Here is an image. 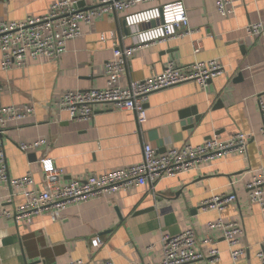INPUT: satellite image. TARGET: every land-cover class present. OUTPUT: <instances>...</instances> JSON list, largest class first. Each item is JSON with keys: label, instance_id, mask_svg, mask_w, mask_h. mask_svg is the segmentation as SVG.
<instances>
[{"label": "crops", "instance_id": "obj_1", "mask_svg": "<svg viewBox=\"0 0 264 264\" xmlns=\"http://www.w3.org/2000/svg\"><path fill=\"white\" fill-rule=\"evenodd\" d=\"M56 0H0V20L18 21L45 15ZM80 10L98 0H70ZM170 0L139 4L140 10ZM192 37L135 46L123 24L122 13L81 24L80 37L70 39L58 58L30 59L26 65L4 70L0 53V106H33L32 113L8 121L0 136L10 177L31 173L33 188H45L39 161L51 159L63 171L62 182L137 164L143 147L159 154L183 143L201 144L244 132L251 135L245 153L230 150L197 168L129 190L106 193L62 211H44L29 223L0 219V264H149L162 257L161 238L192 228L197 249L207 253L202 240L209 236L220 251L218 261L193 264H260L256 254L264 240V210L248 200L245 183L255 169L264 167V138L260 135L259 102L264 103V35L248 37L245 26L264 21V0H240L232 13L221 16L215 0H182ZM111 33L113 36H111ZM104 35L103 40L100 39ZM192 38L201 41L194 53ZM114 45L135 46L120 85L160 73L168 62L178 66L195 60L218 59L224 73L202 88L190 81L151 93L145 104L147 118L139 123L131 111L98 106L91 120H70L55 101L66 91L103 88L104 64ZM241 74V80L236 76ZM219 102L221 104H219ZM201 115L197 121L196 114ZM43 141L26 152L21 142ZM235 191L236 200L223 210H202L213 195ZM9 187L0 185V202ZM15 195L14 204L23 202ZM140 212V213H139ZM138 213V214H136ZM221 217L237 220L244 232L236 260L228 243L206 225ZM99 240L98 246L93 244Z\"/></svg>", "mask_w": 264, "mask_h": 264}, {"label": "built area", "instance_id": "obj_2", "mask_svg": "<svg viewBox=\"0 0 264 264\" xmlns=\"http://www.w3.org/2000/svg\"><path fill=\"white\" fill-rule=\"evenodd\" d=\"M154 1L156 0H98L96 5L80 10L70 0H56L43 16L27 17L18 21L0 20L2 69L23 66L30 59L40 57L58 58L66 51L68 40L80 37L82 23L90 25L95 17L109 13L123 14L125 26L133 34L135 46L192 37L196 31L189 27L182 0H170L149 8L132 10L139 4ZM236 1L240 0H215L218 14L225 16L232 13ZM245 33L248 37L263 36L264 21L248 23ZM104 38L105 36L101 35L100 39ZM191 41L194 53H198L201 41L193 38ZM135 46L114 45L112 57L104 64L105 87L66 91L55 101V105L59 110L66 112L70 120H91L97 107L103 106L131 111L136 115L138 122L143 123L147 118L145 104L151 93L190 81L204 88L211 79L225 71L224 65L218 59L195 60L185 66H178L170 61L160 73L121 86L120 78ZM32 111L31 105L0 106V136L8 121L21 119ZM259 112L260 135L264 138V103L261 101ZM250 138L251 135L244 132H237L226 139L214 135L201 144L183 143L167 149L162 154L157 153L150 144H145L141 162L102 174L93 173L84 179H71L67 183L62 182V169L56 167L51 159H41L39 163L45 182V188L42 190L33 188L34 178L31 173L20 177L8 175L5 150L0 138V185L6 184L9 187L7 199L0 202V219L29 223L44 211H62L70 204H79L106 193L126 191L135 186H154L162 178L191 171L202 164L203 160H214L230 150L245 153ZM42 142H21L19 149L26 152ZM245 188L248 200L264 210V167L251 172ZM19 194L24 200L14 204V197ZM235 200L233 190L211 196L201 208L221 211ZM206 229L217 233L228 243L233 260L244 253V249L238 246V239L243 235L244 229L237 220L225 221L218 217L208 222ZM202 243L209 246L206 254L197 249V236L192 228L174 235L164 234L161 238V260L149 264H193L203 259L218 261L220 251L215 242L206 236ZM99 244L100 241L97 240L93 246ZM256 256L260 264H264V240L260 242ZM64 264H85V261L76 259Z\"/></svg>", "mask_w": 264, "mask_h": 264}, {"label": "water", "instance_id": "obj_3", "mask_svg": "<svg viewBox=\"0 0 264 264\" xmlns=\"http://www.w3.org/2000/svg\"><path fill=\"white\" fill-rule=\"evenodd\" d=\"M123 24L125 25V22L123 21ZM241 74H238L237 76H236V80H241ZM219 104H221L220 102H219ZM194 114H196V120L198 121L200 118H201V115L199 114V115H197V113L196 112H194ZM140 213V212H139ZM136 214H138V213H136Z\"/></svg>", "mask_w": 264, "mask_h": 264}]
</instances>
